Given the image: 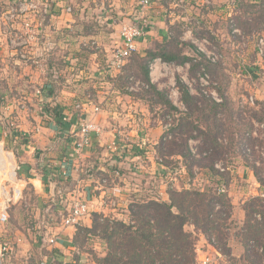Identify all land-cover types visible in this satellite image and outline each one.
<instances>
[{
	"label": "crops",
	"instance_id": "crops-1",
	"mask_svg": "<svg viewBox=\"0 0 264 264\" xmlns=\"http://www.w3.org/2000/svg\"><path fill=\"white\" fill-rule=\"evenodd\" d=\"M205 1L158 0L146 8L140 19L142 25L146 24V35L138 49L139 46L146 49L154 39L168 38L175 31H182L177 37L179 40L194 44L195 36L185 20L194 7L197 24L200 26L199 20L208 23L214 16L202 9ZM31 3L36 9L29 8ZM22 5L27 7V12L20 10L21 13L8 24L3 16L11 6L18 10ZM0 7V22H4V26L0 25V70L3 71L0 80L10 82L8 88L0 84V98L5 100L0 104V124H14L23 137L18 143L19 172L28 187V198L37 201L34 216L38 217L37 227L41 231L45 229L46 246L51 256L55 249L63 252L65 245L73 247L77 225H92L90 213L76 225L65 224L61 214L76 198L92 204V212L114 213L119 217L128 212L133 201L169 200V188L190 186L180 154L168 155L176 163L175 167L162 163L159 145L166 131L165 123L159 114L150 118L152 111L140 98L131 99L122 108L120 102L107 99L112 87H106L97 90L99 101L94 100L95 104L85 102L79 109L48 105L52 88V84L46 82L52 76L49 66H53V70L56 64L66 67L74 63L77 79L82 84L110 82L104 77V70L98 68L99 60L92 53L91 57H85L83 50L94 48L95 44L101 49L110 48L114 42L119 43V47L122 22L136 16L139 0H3ZM28 17L39 41L21 46L17 42L24 36ZM163 32L172 35L163 37ZM9 47L13 50L11 55L25 48L31 50L29 58L34 65L20 61L19 56L8 58L1 53ZM192 48L189 46L184 53L194 55L190 51ZM36 63L41 65L40 71ZM24 79L30 83L28 89L26 84L15 85L17 80ZM40 92L42 94H38ZM26 100L33 103L28 104ZM36 101L40 103L35 105ZM87 121L97 130L91 132V145L76 152L75 144L81 139L80 125ZM6 136L3 130L0 137ZM12 139L20 140L18 137ZM49 162L59 173L52 171L54 168ZM150 182H154L155 187L149 185ZM166 183L168 188L163 185Z\"/></svg>",
	"mask_w": 264,
	"mask_h": 264
},
{
	"label": "rangeland",
	"instance_id": "rangeland-1",
	"mask_svg": "<svg viewBox=\"0 0 264 264\" xmlns=\"http://www.w3.org/2000/svg\"><path fill=\"white\" fill-rule=\"evenodd\" d=\"M0 9L2 8L0 7ZM202 9L207 12L210 11V16H214H209L208 23L206 20H202V22L199 20L200 26L197 24L194 7L191 9L185 22L190 26L189 28L192 30V35L195 36V39H207L211 47L216 48L223 54V58L219 62H212L214 64L210 63V67L207 66V61L204 58L203 62L206 64L204 66L206 68L208 67L210 71L211 81H213L212 86L216 87L222 95L224 94V99L227 102L226 108L221 109L218 113L219 115H217V121L224 123V125L219 128V130H221V138L219 140L224 145H222L224 151H221V153H219V151L216 152L215 156L218 158L217 162H222L224 165L225 171L222 172H226L232 177L233 188L230 189V194L235 203L232 217L227 221L228 228L225 227L226 229L224 231V233H226L225 235H227L228 247L231 250V254L227 256L215 245L210 244L204 235L199 234L200 239L198 241L199 246L198 254L196 255V264H247V262L241 258L245 251L242 238V232L244 231L242 227L245 225V212L243 208L246 200L249 198L259 194L264 195V184L257 180L253 166L256 165V167L260 169V173L264 178V0H207ZM34 23L37 24L38 22ZM203 23L206 24L203 25ZM0 25L4 26V22L1 21ZM206 25L207 27H205ZM175 33L177 34L176 31ZM37 40L39 41L38 35H36L35 41ZM162 40L161 38L157 42H161ZM171 41L172 43H169V48L172 50L180 49V46L174 39H171ZM194 44L197 49H194L195 52L193 48L190 49V51L194 55H202V53L198 51L196 43ZM118 45L119 43L114 42L111 43L110 48L101 49V47L95 44L94 48L89 47L83 50V55H85V57H91L90 54L92 53L99 60L100 65L98 68L104 70L103 75L107 77L110 81L109 83L103 84L100 83L101 81H95L93 83L83 82L84 84H82V81H78L77 79L74 63L66 64V67L56 64L53 70V66H49V70H52H50L52 76H50V80L46 82H50L52 88L50 92L51 101L48 105H61L68 106L70 109H79L85 102L89 103L88 101H90L95 104L94 100H100L97 90L112 87L115 91L112 92L111 89L107 97L111 102H120L119 105H122L123 108L131 99L140 98L141 102L147 105V108L152 111L149 113L150 118L151 116L160 115V102L153 97V92L143 80V74L138 76L133 70L129 69L127 64L121 71L113 67L112 61L115 59ZM139 47L140 49H138L137 53L144 55L146 52L145 47ZM187 48L189 49V46L184 47L183 52L187 51ZM24 51L23 54L25 56H22L21 52H16L12 55L14 58L19 56L21 58L20 61L23 60L30 64V66H33L34 63L31 65V59L29 58V56L32 55L29 54L31 50L25 48ZM180 51L182 50L180 49ZM2 52L5 53L8 58L12 57L11 53L13 50H11V47L3 51L1 50V53ZM128 61L129 59L127 62ZM36 64L40 71L42 69L41 65L39 66L38 63ZM26 66L27 64L25 67ZM34 67H32V69L35 70ZM148 67L150 69L149 63ZM200 69L193 70L192 66L190 69H185L181 72L170 70L169 76L161 78L159 79L160 81H155L154 83L157 84L161 90L167 89V92H169L172 87L171 77L173 75L178 78L181 74L184 75L188 72L189 78H196ZM149 71L151 75V69ZM1 72L3 71L0 70V76H2ZM120 74L122 76L123 74H129L131 76L128 80H122V78L118 76ZM138 80L144 82L146 85H137L136 82ZM102 82L105 81L102 80ZM28 83L29 82L25 81V79L23 81L17 80L15 85L19 87L21 84H26L25 88L28 89ZM0 84L5 88L10 87L9 80H4V82L0 80ZM178 84L182 90L183 84L179 82ZM187 87L202 100L206 99L209 102H213L200 93L199 84L196 83L192 86L187 85ZM39 89L42 91L43 87L40 86ZM83 89L85 91L82 94L81 90ZM38 94H42V92ZM3 101L5 100L0 98V104H3ZM184 101L185 100H183L184 106L181 105L182 108H178L186 112L189 108ZM26 102L28 104L33 103V101L28 100H26ZM39 103L40 102L36 101L35 105ZM193 114L194 116H192V119L196 120L200 127L205 128L210 125H212V127L214 126L215 116H210L208 111H196L195 113L193 112ZM177 116V114L175 117L169 116L167 122L173 123ZM5 125L6 126L0 124V133L2 134L4 130L7 132V136L5 138H0L4 139L8 148L15 150L16 156L18 157V155H20L18 154V143H20L21 139L17 142L13 141V137L10 134L13 130L15 131L16 128H14V124L9 125L7 123ZM2 126L3 129H1ZM200 141L201 140H194L191 138L190 144L197 148ZM169 161L171 167H175L176 163L171 160ZM185 163L186 162L182 163L183 169H186ZM193 169L196 172L195 178L193 179L194 186L200 187L202 185H209L211 177L208 176L207 170L205 168L199 169L197 166ZM152 181H154V179ZM154 182H150L149 185L155 187ZM163 185L165 188H168L167 183ZM27 190L28 187L26 185L23 200L12 206L10 209L9 222L0 228V242L11 241L15 243L14 254L4 257L3 264H41L44 260H47V258L53 257L50 251L47 250L46 243L48 241L45 239V229L43 226H40L43 228V231H41V229L37 227L38 217L34 216L37 201L35 202L33 198H28L26 194ZM111 205H114V201L111 202ZM105 214L118 217V215L114 213ZM119 217L128 221L130 219L129 209L128 212H125V215ZM186 228L188 230H194L191 224H188ZM17 230L20 231L22 235L18 233ZM19 238H22V241H20ZM36 244H38V246ZM68 247V245H65L63 248L64 251L62 252L64 258L61 262L57 261L56 264H99L100 257H103L108 251V244L100 235L96 232H84L83 230H81L78 245L71 248ZM52 255L57 258V255Z\"/></svg>",
	"mask_w": 264,
	"mask_h": 264
},
{
	"label": "trees",
	"instance_id": "trees-1",
	"mask_svg": "<svg viewBox=\"0 0 264 264\" xmlns=\"http://www.w3.org/2000/svg\"><path fill=\"white\" fill-rule=\"evenodd\" d=\"M143 28L146 31V24H143ZM176 32L177 34L174 33L173 35L170 32H163L161 34L163 37L172 36L163 38L161 42H157L159 39H155L146 48L144 55L137 53L138 50L133 51L128 57L130 62L126 61V64L138 76L143 74V80L153 92V97L160 102V117L165 124L168 123L169 116L178 115L161 137L159 150L163 154L162 163L167 167L171 166L168 155L175 153L182 156L183 161L186 162L190 186L169 188V200L153 198L133 201L129 205L130 219L128 221L104 212L90 213L92 225H77L72 245L74 247L78 245L81 230L96 232L108 244V251L103 257H100L99 264H196L199 234L204 235L210 244L215 245L227 256L231 254L227 235L224 231L234 209V201L230 194V189L233 188V180L230 174L215 168L218 160L215 156L216 152L224 151L223 144L219 140L221 138L219 128L224 123L217 121L219 111L226 108L227 105L224 94L222 95L219 91L223 97L221 103L202 100L188 89L186 83L178 80L177 82L183 84L182 90L180 89L181 93L183 92L182 101L185 100L184 102L189 108L183 112L173 104L167 89L161 90L157 84L151 81L148 63L150 66V63L158 57L164 61L180 65L191 63L193 70L200 69L202 65L205 67L204 65L207 64L210 67V63L214 64L203 54H185L183 52L184 47H196L192 42L175 38L179 36V31ZM181 33L182 31H180ZM171 39L178 43L182 51L169 48V43H172ZM203 58L207 61L206 64L203 62ZM208 67L205 68L209 71ZM118 76L122 80H128L131 75L123 74L122 76L120 74ZM142 96L146 97L145 95ZM196 111H208L210 116H215L214 126L200 127L196 120L192 119L193 112ZM61 120H63V116H61ZM10 135L19 139L23 138L16 130H13ZM191 138L201 140L196 148V153H193L190 144ZM196 166L199 169L205 168L207 170L208 176L211 177L209 185L194 186L193 179L196 172L193 168ZM253 166L257 180L264 184L260 169L256 165ZM222 185L226 191L220 190ZM243 209L245 225L242 227L244 230H242V238L245 251L241 258L247 264H264V195L259 194L249 198L246 200ZM188 224L193 225V231L186 228ZM54 254L58 258L52 255L54 264L57 261L61 262L64 258L60 249H55Z\"/></svg>",
	"mask_w": 264,
	"mask_h": 264
},
{
	"label": "built area",
	"instance_id": "built-area-1",
	"mask_svg": "<svg viewBox=\"0 0 264 264\" xmlns=\"http://www.w3.org/2000/svg\"><path fill=\"white\" fill-rule=\"evenodd\" d=\"M3 0H0V2ZM158 0H139V7L137 9V14L132 19L122 22L120 28L121 34V45L115 54V59L112 61V65L117 70H122L125 66L128 57L138 49V44L145 38L146 31L143 25L140 23L141 16L146 8H149ZM31 9H36V5L29 4ZM28 5V6H29ZM26 6H20L17 10L16 6H11L7 14L3 16L6 22H10L17 17L21 11L23 13L27 12ZM21 10V11H20ZM25 24L24 36L18 40V45H27L36 39L37 32L34 29V24L28 17ZM194 42L200 51L209 61L219 62L223 58V54L219 52L216 48L211 47L210 42L207 39H195ZM21 51V55L25 56ZM191 64L186 63L184 65L175 64L162 60L158 57L153 60L150 64L151 69V81H160L159 79L169 76L170 70L181 72L185 69H190ZM155 74V76H154ZM172 87L168 92V96L177 107L184 106L182 101V93L178 84V80L186 83L188 86L193 84H199L200 93L205 97L209 98L213 102L221 103L223 97L220 95L218 89L212 86L211 74L205 67H201L196 78H189V73L181 74L180 77H171ZM137 85H146L142 81H137ZM134 88V87H132ZM66 119V117H64ZM171 122L165 124L166 130L171 126ZM80 140L75 144V151L80 152L86 147H89L92 142L91 132L97 130L95 125L91 122H85L80 125ZM171 137V136H170ZM193 153H196V147L192 146ZM53 165V172L59 173ZM50 165V164H49ZM51 167V166H50ZM220 171H225L222 162H216V167ZM52 169V167H51ZM20 167L18 163V157L16 156L15 150L8 148L5 144L4 139L0 138V228L5 226L10 219V209L12 206L22 201L24 198V189L26 186L24 178L20 175ZM62 173V172H61ZM221 191H226L222 185ZM93 206L87 200L82 198H76L69 209H65L63 212V218L66 225H76L80 220L89 215L92 212ZM15 252V243L11 241L0 242V264H3V258L7 255H12ZM54 260L51 258L44 260L41 264H54Z\"/></svg>",
	"mask_w": 264,
	"mask_h": 264
}]
</instances>
